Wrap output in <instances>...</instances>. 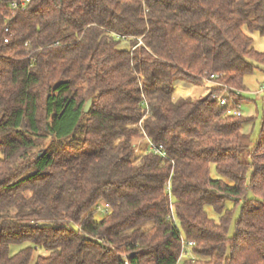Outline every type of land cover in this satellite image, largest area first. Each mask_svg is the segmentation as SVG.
Listing matches in <instances>:
<instances>
[{"label": "trees", "instance_id": "obj_1", "mask_svg": "<svg viewBox=\"0 0 264 264\" xmlns=\"http://www.w3.org/2000/svg\"><path fill=\"white\" fill-rule=\"evenodd\" d=\"M12 1L0 264H178L182 238L181 264H264V112L254 143L253 118L228 113L264 63L247 32L264 36V0ZM176 79L214 86L173 100Z\"/></svg>", "mask_w": 264, "mask_h": 264}, {"label": "rangeland", "instance_id": "obj_2", "mask_svg": "<svg viewBox=\"0 0 264 264\" xmlns=\"http://www.w3.org/2000/svg\"><path fill=\"white\" fill-rule=\"evenodd\" d=\"M248 34L252 37V46L260 52H264V36H262L258 31L249 32ZM258 68H255L252 72L247 73L243 77V89L240 91V95L243 99L241 102V112L243 116H249L253 118V122L250 124H246L244 129L250 135L251 142L254 143L259 136L260 130V122L261 117L264 112V63L257 62ZM214 86V83L206 82L204 85H193L185 80L176 79L174 81V90L172 93L173 100H177L179 98H198L207 95L210 88ZM142 141L139 143L141 144ZM211 175L213 177L217 176L214 168L211 169ZM225 207L230 209L233 213V219L231 223V231H233V225L236 219L239 216L240 207L239 204L234 203V201L228 200L225 203ZM208 215L218 220V214L212 209L211 206L205 207ZM104 215L103 206H99L95 218L100 219ZM21 246H13L12 252L18 250ZM192 257L191 253H188L180 258L178 264H181L184 260Z\"/></svg>", "mask_w": 264, "mask_h": 264}, {"label": "built area", "instance_id": "obj_3", "mask_svg": "<svg viewBox=\"0 0 264 264\" xmlns=\"http://www.w3.org/2000/svg\"><path fill=\"white\" fill-rule=\"evenodd\" d=\"M30 0H20V1H12L10 4V7L13 10L16 9H23L25 7V5L29 2ZM7 30V29H6ZM5 41H7V39H5ZM213 75H211L212 77ZM214 98H216L220 104L222 105H226L227 104V100L226 98L222 97L221 95H216L214 96ZM228 113H232L234 115H240L241 114V110H240V106L238 105L236 109L233 110H228ZM161 148V147H160ZM159 148V150H160ZM158 151V150H157ZM182 241V249H181V253L180 256L183 257L184 255L191 253V247L194 245V242L186 240L184 238L181 239ZM192 254V253H191ZM193 255V254H192ZM193 258V257H191Z\"/></svg>", "mask_w": 264, "mask_h": 264}, {"label": "water", "instance_id": "obj_4", "mask_svg": "<svg viewBox=\"0 0 264 264\" xmlns=\"http://www.w3.org/2000/svg\"><path fill=\"white\" fill-rule=\"evenodd\" d=\"M91 104V99H88L85 106H84V112H87Z\"/></svg>", "mask_w": 264, "mask_h": 264}]
</instances>
